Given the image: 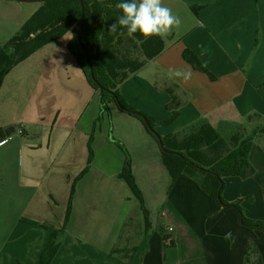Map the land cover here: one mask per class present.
<instances>
[{
    "label": "crops",
    "instance_id": "1",
    "mask_svg": "<svg viewBox=\"0 0 264 264\" xmlns=\"http://www.w3.org/2000/svg\"><path fill=\"white\" fill-rule=\"evenodd\" d=\"M163 4L181 19V27L164 40L165 51L132 75L120 92L130 106L157 121L161 136L181 139L204 124L224 138L256 135L249 154L254 175L226 178L223 197L229 203L242 200L248 218L264 221V0H163ZM19 23L7 27L8 39L20 30ZM65 37L68 45L71 34ZM185 50L195 53L215 79L185 62ZM65 52L73 56L68 49ZM72 58L69 77L75 82L69 88L85 101L97 95L100 112L99 94ZM18 66L0 91V129L12 124L10 112L14 114L22 101L20 76L14 77ZM183 72H190V78L185 79ZM173 97L178 116L164 124L173 116L169 108ZM111 110L119 122L118 139L129 149L150 227L140 208L142 219H135L133 231L123 237L127 219L132 220L125 209L132 193L128 195L125 187L119 190V182H124L118 178L120 172L95 173L92 162L76 183L71 216L51 264H246V251L252 247L264 263V232L243 228L235 210L221 209L192 179L182 176L172 185L157 140L136 118L126 119L116 105ZM45 112L51 115L50 108ZM59 123L58 133H64L70 146V160L64 166L54 167L47 155L32 153L31 147L25 148L24 167L12 155L1 156L16 133L0 144V264H39L53 231L64 225L71 186L86 168L71 169L83 153L85 133L77 145V120ZM58 137L51 143L56 144ZM121 237L126 242L123 250L116 248Z\"/></svg>",
    "mask_w": 264,
    "mask_h": 264
},
{
    "label": "trees",
    "instance_id": "2",
    "mask_svg": "<svg viewBox=\"0 0 264 264\" xmlns=\"http://www.w3.org/2000/svg\"><path fill=\"white\" fill-rule=\"evenodd\" d=\"M118 2L120 0H82V3L80 0L43 1L42 6L20 30L4 46H0V91L5 78L16 66L45 46L71 34L68 50L77 61L89 85L99 94L101 112L110 119L111 105H116L119 110L136 118L145 126L148 133L163 146L162 160L172 179V185L182 176L192 179L221 209L235 210L243 228L251 232L257 230L264 232V221L248 218L241 206L242 200L229 203L223 197L226 178L247 179L254 175L255 170L250 165L249 154L256 135L244 136L236 133L224 138L215 129L204 124L191 128L181 139L176 135L161 136L156 131L157 121L130 106L123 98L120 88L149 61L159 57L165 51L166 45L158 36L145 39L136 33L133 37H128L126 30L119 26L116 33L110 32V25L121 15V11L115 7ZM83 12L81 42L89 55L91 66L77 39ZM122 31L124 35L120 34ZM131 49H135L137 54ZM183 59L196 71L208 74L212 80L215 79L192 51L185 50ZM177 107L178 103L173 97L169 106L173 116L164 124H170L177 118ZM143 118L148 120L149 128L146 127ZM14 134L13 128L0 129V144ZM119 147L124 149L126 160L118 178L126 183L138 201L145 223L150 227L149 212L132 171V160L125 146ZM92 162L93 151L89 144L88 164L71 186L64 225L53 231L39 264H51L56 257L71 216L76 183L89 172ZM164 239L167 237L164 236ZM258 254L255 247L249 248L246 251L245 263L264 264Z\"/></svg>",
    "mask_w": 264,
    "mask_h": 264
},
{
    "label": "rangeland",
    "instance_id": "3",
    "mask_svg": "<svg viewBox=\"0 0 264 264\" xmlns=\"http://www.w3.org/2000/svg\"><path fill=\"white\" fill-rule=\"evenodd\" d=\"M41 6L42 2L37 1L0 0V46H4L9 41L10 31L7 27H12L15 22L26 23ZM17 7L23 10H18ZM67 39L68 37H64L55 46L46 48L40 54L24 62L22 66H18L14 77L20 76L18 82L22 101L18 102L16 114L10 112L12 124L4 128L15 129L16 138L11 139L9 144L1 149V156L4 152L7 156L12 155L11 157L16 158V162L24 167L27 162L25 148L31 147L33 149L31 151H34L32 153H37L40 156L47 155L48 161L54 167L58 164L64 166L70 160L68 159L70 146H66L67 137L64 133L63 135L58 133L56 125L57 122L63 124L64 121L74 118L79 125L74 133L78 140V143L75 144L78 145L82 142L81 135L85 133L83 141L85 146L83 153L80 154L81 158L78 159V162L74 161L77 163L76 167L71 168L74 169L72 172H77L79 168H83V165L87 166L89 144L93 151L95 173L96 171L121 172L126 154L124 149L119 147L120 145L125 146V144L119 141L118 134L115 132V127L119 122L115 117L109 119L101 110L98 111L99 99L97 95L85 101V98L72 93L69 86H72L75 81L73 77L70 79L69 74L73 72L71 66L74 65V60L73 56L71 57L65 52V49H68ZM63 50L64 52H62ZM131 50L137 54L135 49ZM65 57L68 58L65 59ZM46 107L50 108L51 115H47L45 112ZM122 115L127 117L126 119L133 118L127 114ZM55 136H59V141L56 144L51 143V139ZM125 149L130 156L127 146ZM24 181L26 182V179H23ZM119 183L122 184L119 186V190L125 187L126 193L130 195L131 192L127 185L121 181ZM54 199L53 197L49 198L51 205L55 206ZM127 202L125 209L129 211V217L132 220L128 222L129 218L127 219L122 230L125 232L123 237L127 230L130 229L127 234L131 233V230L133 231L135 219L136 222L142 219L139 204L132 195L130 200L127 199ZM61 209L63 210L62 207H58L57 211ZM58 216L54 217L57 219ZM123 237L116 242L117 249L125 248L126 242Z\"/></svg>",
    "mask_w": 264,
    "mask_h": 264
},
{
    "label": "clouds",
    "instance_id": "4",
    "mask_svg": "<svg viewBox=\"0 0 264 264\" xmlns=\"http://www.w3.org/2000/svg\"><path fill=\"white\" fill-rule=\"evenodd\" d=\"M115 7L121 15L110 25L109 31L117 32V28L125 29L128 37L139 33L145 39L158 36L162 40L179 31L182 21L173 14L171 8L163 4V0H120ZM124 35L122 31L120 33ZM185 79L190 78V72L181 73Z\"/></svg>",
    "mask_w": 264,
    "mask_h": 264
},
{
    "label": "water",
    "instance_id": "5",
    "mask_svg": "<svg viewBox=\"0 0 264 264\" xmlns=\"http://www.w3.org/2000/svg\"><path fill=\"white\" fill-rule=\"evenodd\" d=\"M14 1H19V2H28V1L43 2V1H45V0H14ZM80 1H81V3H82V0H80ZM82 5H83V4H82ZM83 16H84V12H83V14H82V19H81L80 29H79V32H78V35H77V39H78V41H79V43H80L82 49L85 51V53H86V57H87V61H88L89 65L91 66V62H90L89 55H88V53H87L85 47L83 46V44H82V42H81V36H82V31H83V23H84ZM91 75H92V77H93V72H91ZM143 120H144V123H145L146 127L149 128V127H150V124H149L148 120H147L146 118H143ZM160 146H161V148L163 149V146H162V145H160Z\"/></svg>",
    "mask_w": 264,
    "mask_h": 264
},
{
    "label": "built area",
    "instance_id": "6",
    "mask_svg": "<svg viewBox=\"0 0 264 264\" xmlns=\"http://www.w3.org/2000/svg\"><path fill=\"white\" fill-rule=\"evenodd\" d=\"M172 231H173V229H172V228H170V229H169V232L171 233Z\"/></svg>",
    "mask_w": 264,
    "mask_h": 264
}]
</instances>
